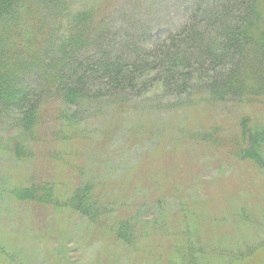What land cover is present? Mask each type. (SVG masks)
<instances>
[{
	"label": "rangeland",
	"instance_id": "rangeland-1",
	"mask_svg": "<svg viewBox=\"0 0 264 264\" xmlns=\"http://www.w3.org/2000/svg\"><path fill=\"white\" fill-rule=\"evenodd\" d=\"M228 2H108V24L111 21V30L120 37L91 46L80 61L101 69L119 57L131 67L101 79L98 74L89 79L92 73L86 71L88 80H83L87 83L82 90L92 102L83 113L75 106L69 110L81 113L78 135L72 136L75 139L60 145L50 140L37 145L39 156L22 162L0 153V264H194L184 256L189 249L171 248L187 236L183 239L176 229L171 233L161 230L159 223L164 221L190 228L197 238L196 264H264V246L257 244L259 239L264 242V215H258L264 214V169L236 157L237 151L221 143L238 132L243 118L264 121V102L248 100L244 106L213 107L199 103L200 99L187 101L204 94V89H217L238 60L235 49L229 48L228 36L223 39L227 49L219 59L210 48V40L220 36L215 27L218 17L231 10L239 14L238 1H231L237 8L231 10L225 9ZM199 35L207 39L198 41ZM185 52L190 61L182 67L171 66L174 57ZM179 98L187 99L175 101ZM96 100L106 102L98 107ZM58 105L55 111L60 109ZM55 122L50 119L42 135L48 137ZM202 136L218 138L213 143L197 139ZM102 138L107 141L101 143ZM57 146L68 161L51 159V149ZM67 162L81 164L87 178L95 177L96 194L106 193L109 203L117 206V214L100 219L106 226L89 223L55 203L24 201L11 193L15 187L19 190L15 193L23 195L21 191L33 179L49 181L58 192L78 187L86 177L73 165L66 166ZM158 182L167 189L160 204L154 197L148 198V190ZM161 194L157 197L164 196ZM244 205L253 210V216L262 217L261 225L240 221L237 209ZM140 208L145 230H161L143 243L141 227L130 230L126 222ZM155 221H159L157 225ZM114 225L121 228L119 235L132 239L129 245L118 238Z\"/></svg>",
	"mask_w": 264,
	"mask_h": 264
},
{
	"label": "trees",
	"instance_id": "trees-1",
	"mask_svg": "<svg viewBox=\"0 0 264 264\" xmlns=\"http://www.w3.org/2000/svg\"><path fill=\"white\" fill-rule=\"evenodd\" d=\"M231 1L227 3L226 10L237 9ZM236 1L239 14L231 10L228 15L218 17L219 24H215V27L218 28L217 31L220 30V36L217 37L216 34L215 39L210 40V48L215 50L216 58L219 59L227 49L223 39L228 36L231 39L229 48L235 49L237 62L233 67H229L228 74L219 81L217 89H204L202 95L189 99L179 98L175 101L200 99L199 103L213 107L228 104L244 106L248 104V100L264 102V0ZM108 2L112 0H0V153H9L15 160L22 162L39 156V153H36L37 145L49 140L59 142L60 145L75 139L72 136L78 135V115L81 113L75 114L69 110L75 106L83 109L81 111L83 113L85 107L92 102L89 94L84 93L85 89L82 90L87 83L83 80H88L85 77L86 71L92 73L89 79H93L97 74V79H101L104 76L122 73L131 67L129 63H123L119 57L109 65L103 64L101 69L96 64L93 67L87 65L84 59L80 61V58L84 57L81 54H85L91 46L110 38L120 37L118 32L111 30V21L108 24V15L105 12ZM230 15L233 16L230 18ZM202 39L207 38L199 35L198 41ZM136 49L143 53L139 47ZM230 49L228 56L231 57L233 52ZM185 54L186 52L175 56L171 66L182 67L187 64L190 59L187 60ZM81 72L84 75L80 74ZM96 101L98 107L106 102ZM113 101L117 102V99ZM58 104L60 109L55 111L54 106ZM98 107L92 108L98 111ZM68 112H71V116L65 120L71 122L64 124L66 121H63V117ZM50 119L56 121L55 129L45 137L42 132ZM256 122L243 118L238 130L239 136L236 131L233 137H227L229 140L221 143L228 145L232 152L237 151L236 157L241 156L252 161L261 170L264 169V121ZM82 131L87 132L85 127ZM217 138L197 137L200 141L212 143L217 141ZM103 140L107 141L106 138H102L100 142L104 143ZM51 150L52 160L68 161L59 150V146ZM71 164L79 173L84 174L85 179L87 172H83L84 167L75 162ZM65 165L70 164L67 162ZM94 181L95 177H86L78 187L76 186L77 188L68 187L58 192L53 184L48 183L49 181L38 182L33 179L30 186L23 187L21 191L23 195L16 194L15 192L19 190L18 188L15 190V187L11 193L24 201L55 203L58 208L70 209L77 213L76 215L85 217L89 223L98 222L106 226L108 223L100 222V219L105 215L117 214L118 208L112 206V202L109 203L106 193H99V196L96 194L93 189L96 186ZM159 182L158 185L155 183L157 186L148 190V198L154 197L157 204H160L167 194V189L164 191ZM159 193H162L160 196L163 194L164 196L157 197ZM142 211V208L137 209L133 215L126 218L130 230L141 227L140 243L149 239V236L160 233L161 230L167 233L179 230L182 238L186 235L187 240L171 248H176L180 252L189 249V254L186 253L184 256L189 258V262L196 264L199 251L194 242L197 238L191 235L188 226H183L182 223L172 225L164 221L159 223L161 230L150 232L148 229L145 230L147 225H143ZM253 213L247 205L237 209V215H240L242 223L261 225L264 218L253 216ZM158 222L155 221L153 224L157 225ZM113 231L119 235L121 228L114 225ZM118 238L128 245L132 242V239L126 240L122 233ZM134 240L136 244L138 235ZM257 244L264 246L262 239H259Z\"/></svg>",
	"mask_w": 264,
	"mask_h": 264
}]
</instances>
